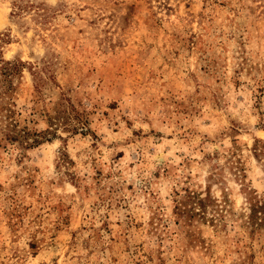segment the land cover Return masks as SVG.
<instances>
[{"label":"rangeland","instance_id":"obj_1","mask_svg":"<svg viewBox=\"0 0 264 264\" xmlns=\"http://www.w3.org/2000/svg\"><path fill=\"white\" fill-rule=\"evenodd\" d=\"M4 61L0 264H264V0H0Z\"/></svg>","mask_w":264,"mask_h":264},{"label":"trees","instance_id":"obj_2","mask_svg":"<svg viewBox=\"0 0 264 264\" xmlns=\"http://www.w3.org/2000/svg\"><path fill=\"white\" fill-rule=\"evenodd\" d=\"M16 69L17 63L14 61H4L0 65V129L3 137L8 141L25 142V146H27L38 142V140L33 139L31 142L28 141V129L18 125L17 119L15 118V111L10 102L8 100L2 101V95L6 94L12 88V76Z\"/></svg>","mask_w":264,"mask_h":264}]
</instances>
